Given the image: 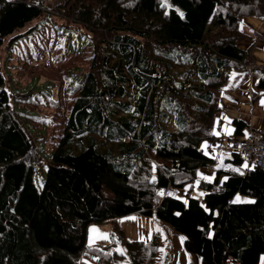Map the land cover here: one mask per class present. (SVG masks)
I'll return each instance as SVG.
<instances>
[{
    "label": "trees",
    "instance_id": "16d2710c",
    "mask_svg": "<svg viewBox=\"0 0 264 264\" xmlns=\"http://www.w3.org/2000/svg\"><path fill=\"white\" fill-rule=\"evenodd\" d=\"M166 1L181 12L165 0H0V48L17 59L9 88L0 63V264H87L84 253L95 264H154L159 232L128 240L118 223L133 213L184 234L197 264H260L264 170L236 152L239 170L216 169L203 145L229 73L254 62L237 41L243 17L264 19V0ZM47 19L64 34L56 76L49 47L23 52L13 41ZM253 73L264 94V67ZM232 123L244 136L245 123ZM205 167L212 179L198 175ZM194 181L203 198L181 200ZM106 221L110 243L88 244V225Z\"/></svg>",
    "mask_w": 264,
    "mask_h": 264
},
{
    "label": "crops",
    "instance_id": "0c3cea01",
    "mask_svg": "<svg viewBox=\"0 0 264 264\" xmlns=\"http://www.w3.org/2000/svg\"><path fill=\"white\" fill-rule=\"evenodd\" d=\"M242 26L247 33V37L238 40L237 44L242 49L250 48L254 62L246 67L232 70L221 88L218 99V113L216 112L213 125L214 140L203 145V150L207 155H209L207 152L212 147L216 149L215 145L218 142L222 144L220 149H216L219 153L227 151L226 147L230 149V153H224L220 157L212 154V156L209 155L215 159L214 167L216 169H230L229 167L226 168V165L230 163L229 156L234 151L229 146V142L237 138L232 123L234 119H240L245 123L244 136L253 129L264 133V103H262L264 101V94L258 93L256 88L258 80L253 73V66L264 67V19L245 16L242 18ZM223 109L226 110L222 112ZM222 161H225V164H223L225 166H222V163H224ZM215 168H200L198 175L206 179H212L216 173ZM188 184H184V187L178 194V197L183 201H185L188 195H191V189L187 187ZM241 196V194H235L232 202H242ZM104 223H108L109 233L112 223L109 221ZM118 223L128 240L146 241L155 231L156 221L155 217L133 213L118 218ZM92 245L100 244L92 243ZM82 260L87 264H95L97 257L84 253ZM260 264H264V256L261 257Z\"/></svg>",
    "mask_w": 264,
    "mask_h": 264
},
{
    "label": "rangeland",
    "instance_id": "374dc122",
    "mask_svg": "<svg viewBox=\"0 0 264 264\" xmlns=\"http://www.w3.org/2000/svg\"><path fill=\"white\" fill-rule=\"evenodd\" d=\"M58 1L59 3L62 2V0H41V2H45L47 3L46 5H49V6L55 5ZM165 3H167L168 8L173 7V8H176L178 12H181V9L178 6L171 5L166 0H165ZM60 23H61L60 20L58 22L56 21V25ZM30 24L31 22L27 24L23 30L27 29V27ZM63 35L64 34L60 33L59 29H57V27L53 23L49 22V20L47 19L46 23L42 22L41 25L38 26L36 31L33 29L29 32L28 36H25L24 38L19 37V38L14 39L13 41L17 44L19 50L23 52L24 50H30V49L37 50L41 46L49 47L46 49V52L49 55L55 54L54 55L55 61H54L53 67L50 69L53 70L52 75L56 76V75H59L60 73L59 65H65V62H67L66 60H64L61 54L59 55L61 51L58 49V47L61 44V39L64 41ZM19 39H21L20 42H18ZM48 49H50V51ZM1 50H2V47L0 48V52H1L0 63L4 64V60L6 62L3 68V71H2L3 76L5 78V87L9 88L12 84V81L8 79L9 68L12 64H15L17 62V59H13L12 57H10V58H7V61H6V59L4 58V53ZM47 53H45L46 57L50 58L51 56L49 57ZM67 57L69 58L71 56L68 54ZM17 58L20 59L21 56L17 55ZM48 62L49 61H47V63ZM42 80L43 78L40 81ZM20 81L23 84L26 83V80L23 77H21ZM53 113L54 112L52 109H46L43 114H46L48 118H51ZM226 148H227V151H221L219 153L214 147H212L207 153L209 155L212 154L216 157H220L224 153L226 154L230 153V149L228 147ZM49 150H50V141H48L45 145L42 146V151L45 152L46 155H48ZM222 162H224L222 163V166H225L223 165L225 164V161H222ZM227 167L235 168L239 170V167L237 166V164L231 161L229 164L226 165V168ZM45 170H46V167H44L42 175L35 174L34 176L35 184L38 189H41L42 187ZM187 187L188 189H191L190 192L192 196L199 198V199L203 198L205 191L198 186L197 181L189 183ZM241 197H242V202H253V198L249 195H242ZM155 221L156 223H155L154 230L159 232V247H158V253L156 255L154 264H197V261L195 257L193 256V254L187 251L184 247V240H185L184 234L176 231L167 222L157 220L156 218H155ZM108 231H109L108 223L88 225V228H87L88 243L89 244L97 243L100 245L109 244L110 237H109Z\"/></svg>",
    "mask_w": 264,
    "mask_h": 264
},
{
    "label": "built area",
    "instance_id": "2783aa9c",
    "mask_svg": "<svg viewBox=\"0 0 264 264\" xmlns=\"http://www.w3.org/2000/svg\"><path fill=\"white\" fill-rule=\"evenodd\" d=\"M41 2V0H37ZM226 109H223L224 112ZM218 113V112H217ZM221 143H216V149H220ZM229 146L234 152L238 153L246 162L247 165H257L264 170V133L259 130H250L246 136L237 137L229 142ZM225 264H241L232 256H228Z\"/></svg>",
    "mask_w": 264,
    "mask_h": 264
},
{
    "label": "snow or ice",
    "instance_id": "6c2138e0",
    "mask_svg": "<svg viewBox=\"0 0 264 264\" xmlns=\"http://www.w3.org/2000/svg\"><path fill=\"white\" fill-rule=\"evenodd\" d=\"M262 103H264V101H262ZM245 166H247V165H245Z\"/></svg>",
    "mask_w": 264,
    "mask_h": 264
}]
</instances>
